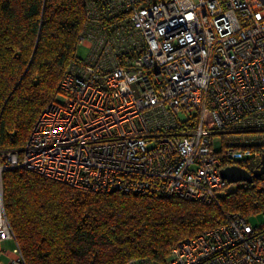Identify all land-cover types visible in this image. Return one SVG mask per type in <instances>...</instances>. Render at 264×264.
<instances>
[{"label":"built area","instance_id":"1","mask_svg":"<svg viewBox=\"0 0 264 264\" xmlns=\"http://www.w3.org/2000/svg\"><path fill=\"white\" fill-rule=\"evenodd\" d=\"M81 4L86 54L67 65L21 154L0 150V264H25L3 203L7 169L86 192L210 203L229 185L221 169L263 155L264 0ZM127 264H264V224L233 214L163 262Z\"/></svg>","mask_w":264,"mask_h":264},{"label":"trees","instance_id":"2","mask_svg":"<svg viewBox=\"0 0 264 264\" xmlns=\"http://www.w3.org/2000/svg\"><path fill=\"white\" fill-rule=\"evenodd\" d=\"M83 24L81 0H0V150L21 154L78 54ZM229 187L205 203L86 192L23 169L2 173L5 212L25 264L163 262L178 243L230 215H264V175Z\"/></svg>","mask_w":264,"mask_h":264},{"label":"water","instance_id":"3","mask_svg":"<svg viewBox=\"0 0 264 264\" xmlns=\"http://www.w3.org/2000/svg\"><path fill=\"white\" fill-rule=\"evenodd\" d=\"M220 176L227 181L229 185L237 183H253L254 179H258L264 175V155L261 156L259 168L249 172L240 166H227L220 170Z\"/></svg>","mask_w":264,"mask_h":264},{"label":"rangeland","instance_id":"4","mask_svg":"<svg viewBox=\"0 0 264 264\" xmlns=\"http://www.w3.org/2000/svg\"><path fill=\"white\" fill-rule=\"evenodd\" d=\"M78 54L80 56H84L86 54V52H85L84 49L79 48L78 49ZM254 135H256V134H247V136H254ZM216 141H218V140L216 139ZM237 185H238V183L237 184L230 185V187L228 189H233ZM249 222H250V224L253 227H258L259 225L264 224V215L263 214H259L257 216L256 215H251V216H249ZM13 247H14V245L10 241L3 242V244H2V249L5 250V251H10V250L13 249ZM2 260L5 261L4 258H2Z\"/></svg>","mask_w":264,"mask_h":264}]
</instances>
